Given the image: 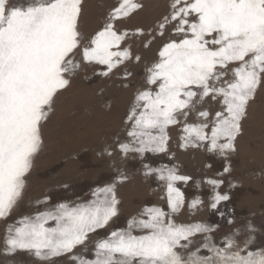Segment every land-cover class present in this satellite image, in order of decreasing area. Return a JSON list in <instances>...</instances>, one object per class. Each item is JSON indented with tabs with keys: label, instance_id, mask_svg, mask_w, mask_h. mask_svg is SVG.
Masks as SVG:
<instances>
[{
	"label": "snow or ice",
	"instance_id": "obj_1",
	"mask_svg": "<svg viewBox=\"0 0 264 264\" xmlns=\"http://www.w3.org/2000/svg\"><path fill=\"white\" fill-rule=\"evenodd\" d=\"M84 5L85 0H0V221L6 222L23 199L44 148V128L78 74L90 67L97 77L117 76L123 88L131 86L128 66L142 57L130 41H144L148 48L167 33L121 120L124 138L118 134L114 149H105L109 157L116 151L141 159L166 153L169 128L180 126L181 149L203 148L227 161L239 151L244 122L264 88V0H168L166 12L148 30L123 27L144 10V0H116L92 34L81 29ZM206 103L219 108L213 113ZM192 113L195 122H189ZM230 171L225 164L220 175ZM143 175L163 182L167 211L143 206L125 227L96 239L91 257L76 250L87 251L92 237L119 215L118 186L129 180L123 171L94 189L87 202H60L7 224L4 252H25L41 264L60 257L73 264H264V248L253 247L251 224L243 240L236 230L218 243L215 225L177 223L185 198L176 184L191 177L175 167L148 164ZM207 183L214 192L209 207L219 211L230 199L216 191L224 181ZM50 200L45 196L37 204ZM202 204L196 198L188 207Z\"/></svg>",
	"mask_w": 264,
	"mask_h": 264
},
{
	"label": "rangeland",
	"instance_id": "obj_2",
	"mask_svg": "<svg viewBox=\"0 0 264 264\" xmlns=\"http://www.w3.org/2000/svg\"><path fill=\"white\" fill-rule=\"evenodd\" d=\"M14 4L23 0H12ZM116 0H85L81 29L92 34L98 29L109 7ZM143 11L132 16L123 27L145 30L154 27L167 10L168 0H144ZM157 38L148 48L141 40L130 41L134 54L142 60L138 64H129L133 73L131 86H121L117 76L111 79L97 77L92 68L82 70L69 89L58 101L51 118L44 128V148L35 160V166L28 177L23 199L19 202L6 222L0 221V264H41L35 257L25 252L8 255L4 252V238L7 224L15 223L23 216H31L46 207L60 202H87L97 187L110 184L118 171H123L129 180L118 186L119 215L108 228L100 230L88 242L87 251L77 249V255L91 257L93 242L116 228L126 226L128 219L136 215L145 205H156L167 211L166 188L155 175L145 177L143 165L153 168L175 167L178 174L191 177L187 182H177L176 187L184 193L185 205L176 214L177 223L203 222L215 225L212 234L216 242L240 230L243 240L248 233L246 226L255 228L254 248H264V88L260 89L256 103L250 109V116L244 122V135L240 138L239 151L228 158L209 153L203 148L181 149L179 147L180 126L170 127L168 152L146 153L141 159L136 154L123 158L116 151L112 157L105 149H114V138L124 134L121 120L132 102L137 87L143 83L145 67L157 58L158 48L163 40ZM123 71V69L121 70ZM111 105L108 108L107 105ZM203 107L211 112L219 105L206 103ZM196 115L189 116V122H195ZM112 146V147H109ZM225 164L230 165V173L223 172ZM211 179H222L224 183L216 191L229 195L228 201L218 206L219 211L209 205L214 194L213 187L207 183ZM66 186V187H65ZM45 196L51 197L48 205L37 204ZM163 197V198H162ZM199 198L203 204L196 210L188 205ZM219 212H223L221 217ZM231 219L232 224L227 221ZM197 237V243L200 241ZM54 264H73L67 257L56 258Z\"/></svg>",
	"mask_w": 264,
	"mask_h": 264
}]
</instances>
